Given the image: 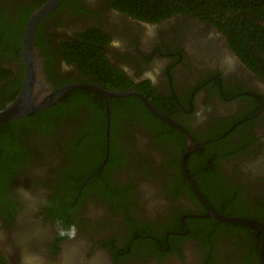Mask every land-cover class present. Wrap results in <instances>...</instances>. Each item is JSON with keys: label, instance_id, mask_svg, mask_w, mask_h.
Here are the masks:
<instances>
[{"label": "flooded vegetation", "instance_id": "af4514ba", "mask_svg": "<svg viewBox=\"0 0 264 264\" xmlns=\"http://www.w3.org/2000/svg\"><path fill=\"white\" fill-rule=\"evenodd\" d=\"M46 1L0 0V14L17 20L22 7L27 22ZM23 31L20 50L10 37L0 52V110L22 90ZM226 36L201 18L164 15L145 3L57 0L40 17L33 37L38 80L53 91L86 83L135 92L180 128L136 94L110 99L107 114L99 92L93 94L102 101L93 99L99 111L88 96H77L74 109L59 118L50 112L7 142L0 133V251L12 264H262V230L208 215L198 196L228 217L258 220L253 214L264 211V71ZM76 40L104 63L88 60L82 69L73 52L78 46L69 43ZM99 65L123 74L107 75L118 90L87 73ZM52 105L17 118L33 121ZM96 117L104 118L103 129L95 127ZM96 133L104 136L98 148ZM193 142L201 144L183 158ZM95 150L103 156L94 169ZM79 170L88 173L73 194L67 182L75 185ZM63 183L70 191L60 214L47 205Z\"/></svg>", "mask_w": 264, "mask_h": 264}, {"label": "trees", "instance_id": "16d2710c", "mask_svg": "<svg viewBox=\"0 0 264 264\" xmlns=\"http://www.w3.org/2000/svg\"><path fill=\"white\" fill-rule=\"evenodd\" d=\"M114 1L117 4H121L123 6L127 4V6L131 8L136 6L138 7L140 3H145L146 5H149L151 7L159 8L162 14L164 15L170 13L171 14L188 13L195 17L208 21L223 34L227 35L232 45L237 46V49L239 48L248 49L249 51L248 50L247 51L253 57L250 55L249 56L255 59L256 65L258 64V66L260 68H263L264 71V0H114ZM19 13L21 14L17 20L16 19L12 20L10 18L11 15L7 16V18H4L0 14V52L4 53L6 51L5 49L8 46L9 41H12V39L16 43V46L15 45L14 46L17 49L20 48V39H21L20 37L22 30L25 26L26 20L28 18L29 11L24 12V9L20 7L18 9L17 14ZM9 27L12 28V33L6 34L5 32L8 30ZM95 32L97 34H101L99 31H95ZM82 36L83 35L74 36V38L80 39L82 38ZM90 36H91V40H93V35ZM10 37H12V39ZM83 40L87 41L86 38H83ZM91 40L88 39V42H91ZM69 43L73 44L74 46H78V48L75 49L73 52L79 55L76 59L77 61L81 62L82 69L85 68V65L88 60L90 63H94L96 61L100 63H104L102 59L104 58L103 56L101 57L100 55H95L94 58L90 57L91 50L88 47H91V45L78 43L77 40L71 41ZM253 48H256L257 52ZM258 50L260 51V53ZM108 68L107 71H104L103 69L100 68L99 65V68L88 69L87 73L93 75L98 80V82L101 83L102 87L105 88L109 87L110 90H118L119 89L118 82L112 83L111 86L109 84L110 82H108L107 80L109 78L107 75L109 74V72L110 73L113 72L112 74H110L112 75V77L123 78V74L119 71L116 72L111 71V69ZM22 73H23V69H22ZM69 81L78 82V79L74 78L73 80H69ZM93 94L98 95L99 92H93V91L91 92L86 88H80V87L73 88L65 92L64 95V97L70 96V99H68L66 102L65 101L62 102V100H59V102H56L50 108L40 112L37 115L32 116L31 119L33 121L31 120H29V122L24 121V123L22 124L24 118L23 119L16 118V119H11L7 123L1 124L0 133H2V139H3V140L1 139V142L4 141L7 142L11 138H13L14 131L20 132L22 128L28 127L30 123L35 125L36 124L35 122L42 120L45 117V115L49 114L50 112H52V114L57 115L56 118H59L61 114L64 111H66V109H74L77 100L73 101L72 98L76 99L77 96L80 97L81 99L88 96L87 101L89 105H91L92 111L94 112L99 111L100 109L96 110L93 107V99L96 98L97 101L99 100V98L97 96H94ZM129 98L134 99L135 97L130 96ZM113 100H118V99H113ZM121 100L125 101V99H121ZM98 103L100 105L102 104V101H98ZM31 115L32 114H30L28 118H30ZM95 127H100L101 129H103L104 118L96 117ZM85 135L86 134L82 135L84 141L85 142L91 141V137ZM95 138L96 140L94 141V144L97 145L98 140L100 139V143L103 146L104 136L102 135V133L94 134L93 140ZM211 145L212 144L210 143L207 144L205 147L209 148V146ZM96 148H98V145L96 146ZM101 149L103 150V148ZM15 152L11 153L10 155L16 158ZM95 156H96V150L94 153V159ZM102 156H103V152L101 153L100 156L98 155L96 156L97 157L96 161L95 160L92 161L91 166H94V169L99 165ZM213 156L218 157L216 155ZM189 157H192V154L187 155L185 159L188 161ZM9 172L10 171L5 172V170H3V174L5 176H8V178H10L11 176ZM80 172L81 170L75 173L76 178L79 179V181L75 183V185H72L71 181L69 180L67 182V184L72 186L73 194L77 193V188L80 184L79 182L82 180L83 176L88 173V171H86V173H80ZM66 175H68V173L65 174V176ZM97 175H98L97 173H93L92 177H95ZM71 176H72V172L67 176L66 179H69ZM68 186L63 183L62 187H60L58 190L59 192H55L52 195H50V201L48 202L49 204L47 205V207L54 209V211H57L60 214L64 213V211L66 210L65 207L67 203L65 204L63 203L64 204L63 206L61 200L63 194L65 195L66 192L70 191ZM1 196L3 197L4 195ZM253 216L258 218V220H264V211H261L258 215L253 214ZM243 227H247V226H243ZM0 264H11L7 259V255L4 254L2 251H0Z\"/></svg>", "mask_w": 264, "mask_h": 264}, {"label": "water", "instance_id": "95a60500", "mask_svg": "<svg viewBox=\"0 0 264 264\" xmlns=\"http://www.w3.org/2000/svg\"><path fill=\"white\" fill-rule=\"evenodd\" d=\"M55 3L57 0H47L45 4L42 6L41 9L32 13L29 17L28 21L25 24L24 31H23V49H22V56L25 63V74L23 80V86L20 94L17 98L7 105L6 108L0 110V125L7 123L11 119L21 117L25 114H30L31 112H36L40 109H44L49 107L54 102L59 100L65 92L72 88L78 87H90L98 92H100L106 99V113L109 114V101L114 97H122L128 96L131 94H136L135 92L131 91H108L102 89L101 87L94 85V84H86V83H79V84H71L59 87L57 90L53 91L48 86L45 85L41 80H38L36 76V61L34 58V51H33V37L36 28V24L40 17L51 11L55 7ZM149 108L152 113L158 116L160 119L168 123L169 125L180 128L174 121L169 119L168 117L158 113L156 109L140 94H136ZM108 121V119H107ZM201 144V143H199ZM198 143L193 142L191 145L188 144L185 148V151L182 154L184 155L192 151L191 149L200 146ZM182 158V159H183ZM185 179L188 180L187 174H183ZM192 187V185H190ZM193 188V187H192ZM196 194H199L195 190ZM201 201L208 207V215L214 216L222 221H228L231 223H236L239 225H248L253 227H258L262 230L261 241H260V260L262 264H264V220H256L250 217H228L225 215H221L214 211L210 205L206 201H204L200 195H198ZM66 264H70L67 262Z\"/></svg>", "mask_w": 264, "mask_h": 264}, {"label": "rangeland", "instance_id": "374dc122", "mask_svg": "<svg viewBox=\"0 0 264 264\" xmlns=\"http://www.w3.org/2000/svg\"><path fill=\"white\" fill-rule=\"evenodd\" d=\"M7 259L9 260V262L12 264L11 260L9 259V257L7 256Z\"/></svg>", "mask_w": 264, "mask_h": 264}, {"label": "clouds", "instance_id": "9594fccd", "mask_svg": "<svg viewBox=\"0 0 264 264\" xmlns=\"http://www.w3.org/2000/svg\"><path fill=\"white\" fill-rule=\"evenodd\" d=\"M72 89H73V88H72ZM69 90H71V89H69ZM64 95H65V94H64ZM64 95H63V96H64ZM59 99H60V98H59Z\"/></svg>", "mask_w": 264, "mask_h": 264}, {"label": "bare ground", "instance_id": "6f19581e", "mask_svg": "<svg viewBox=\"0 0 264 264\" xmlns=\"http://www.w3.org/2000/svg\"><path fill=\"white\" fill-rule=\"evenodd\" d=\"M221 29V28H220ZM220 35V34H219ZM227 37V36H226ZM226 39V38H225ZM204 45V44H203Z\"/></svg>", "mask_w": 264, "mask_h": 264}]
</instances>
